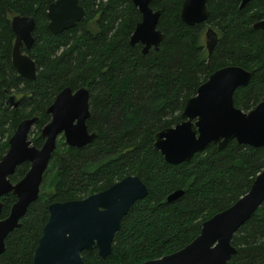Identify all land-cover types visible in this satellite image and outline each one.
Segmentation results:
<instances>
[{"label": "trees", "instance_id": "trees-1", "mask_svg": "<svg viewBox=\"0 0 264 264\" xmlns=\"http://www.w3.org/2000/svg\"><path fill=\"white\" fill-rule=\"evenodd\" d=\"M53 1L0 0V160L23 119L38 117L32 143L42 146L40 132L51 119L48 108L68 86L90 90L87 125L98 135L81 148L69 146L61 136L40 196L22 225L6 237L0 264H33L51 202L83 199L130 175L141 177L149 194L124 216L113 253L103 258L97 249L84 251L85 264H140L184 248L206 220L249 191L264 168V147L236 140L224 148L211 143L190 161L174 165L154 147L155 135L180 122L187 99L225 66L254 71L250 83L235 91L237 107L247 112L264 99V30L254 28L264 18V0L244 7L241 0H209V19L195 25L181 19L184 0H153L165 37L158 50L147 54L142 43L131 44L142 18L132 0H80L85 18L58 34L48 28ZM15 15L36 20L35 42L23 48L37 62L34 80L20 76L12 62ZM209 26L218 33L211 54ZM29 168V162L20 164L11 181L22 179ZM177 190L183 194L168 201ZM1 200L0 217L6 218L17 197L10 192ZM232 242L237 253L227 264H264V203Z\"/></svg>", "mask_w": 264, "mask_h": 264}, {"label": "water", "instance_id": "water-1", "mask_svg": "<svg viewBox=\"0 0 264 264\" xmlns=\"http://www.w3.org/2000/svg\"><path fill=\"white\" fill-rule=\"evenodd\" d=\"M142 18L131 35V44H143V53L159 49L165 34L158 28L161 11L151 6L153 0H132ZM209 0H184L181 19L188 25L206 22L211 11ZM251 0H241L244 7ZM86 16L80 0H55L48 7V28L55 34L73 28ZM15 33L12 62L18 74L34 80L37 62L23 47L30 49L34 42L36 20L33 16L15 15L11 21ZM264 30V18L254 24ZM218 41V33L210 26L206 31V44L211 54ZM254 71L229 65L214 71L198 88L196 95L187 99L182 120L176 125L156 133L154 147L166 162L180 164L190 161L209 144L224 148L232 140L252 147H264V99L252 110L244 111L234 102L237 88L247 86ZM12 100V99H11ZM90 90L81 87L64 88L48 108L50 121L44 125L40 136L41 147L29 139L38 117L23 119L9 139V148L0 160V215L1 197L12 192L16 202L6 218L0 217V254L6 249V237L22 225L21 219L29 206L41 193L44 174L58 137L72 147H84L96 137L89 131L87 120L90 112ZM17 105V102L14 103ZM29 162L25 176L13 183L10 176L16 168ZM148 185L137 175H130L110 187L83 199L53 201L49 204V217L34 252L33 264H85L84 251L98 250L106 258L113 253L116 233L132 205L147 197ZM183 194L177 190L168 196L174 201ZM264 203V168L255 178L249 191L232 206L215 214L203 225L200 234L184 248L160 258L140 264H227L237 247L234 234Z\"/></svg>", "mask_w": 264, "mask_h": 264}, {"label": "rangeland", "instance_id": "rangeland-1", "mask_svg": "<svg viewBox=\"0 0 264 264\" xmlns=\"http://www.w3.org/2000/svg\"><path fill=\"white\" fill-rule=\"evenodd\" d=\"M33 131H38L36 129L35 125L32 127V130H31V132L29 134V139H31V140L34 138V135H35V132H33ZM61 136H62V134L58 137V140L61 138Z\"/></svg>", "mask_w": 264, "mask_h": 264}, {"label": "flooded vegetation", "instance_id": "flooded-vegetation-1", "mask_svg": "<svg viewBox=\"0 0 264 264\" xmlns=\"http://www.w3.org/2000/svg\"><path fill=\"white\" fill-rule=\"evenodd\" d=\"M23 48H25V47H23ZM23 48H22V50H23ZM24 51V50H23ZM27 53V52H26Z\"/></svg>", "mask_w": 264, "mask_h": 264}]
</instances>
